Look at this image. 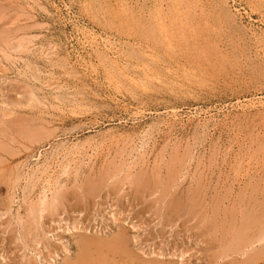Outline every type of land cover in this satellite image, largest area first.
<instances>
[{
	"label": "rangeland",
	"instance_id": "374dc122",
	"mask_svg": "<svg viewBox=\"0 0 264 264\" xmlns=\"http://www.w3.org/2000/svg\"><path fill=\"white\" fill-rule=\"evenodd\" d=\"M263 38L264 0H0V264H264Z\"/></svg>",
	"mask_w": 264,
	"mask_h": 264
},
{
	"label": "bare ground",
	"instance_id": "6f19581e",
	"mask_svg": "<svg viewBox=\"0 0 264 264\" xmlns=\"http://www.w3.org/2000/svg\"><path fill=\"white\" fill-rule=\"evenodd\" d=\"M163 2H164V1H163ZM108 4H109V3H108ZM160 7H161V6H160ZM162 7H163V6H162ZM120 8H121V7H120ZM261 38H262V37H261ZM263 39H264V38H263ZM94 41H96V40H94ZM258 41L260 42V40H258ZM261 42H262V41H261ZM24 43H25V42H24ZM263 45H264V44H263ZM107 46H108V45H107ZM109 46H110V45H109ZM115 50H116V49H115ZM110 51H111V50H110ZM104 53H105V52H104ZM206 125H207V124H206ZM204 126H205V125H204ZM204 129H205V128H204ZM76 147H77V146H76ZM78 147H79V146H78ZM84 147H85V146H84ZM77 150H78V149H77ZM79 151H80V150H79ZM69 154H70V152H69ZM75 155H76V154H75ZM69 156H71V155H69ZM63 157H64V156H63ZM67 157H68V156H67ZM82 157H83V156H82ZM64 158H66V157H64ZM59 160H60V159H59ZM69 162H70V161H69ZM43 164H44V163H43ZM64 164H65V163H64ZM41 166H42V165H41ZM39 167H40V166H39ZM43 167H44V166H43ZM45 167H46V166H45ZM63 167H64V166H63ZM33 169H34V168H33ZM45 170H46V169H44V171H45ZM33 171H37V170H33ZM31 173L35 174V173L32 172V171H31ZM31 175H32V174H31ZM36 175H37V174H36ZM37 177H38V176H37ZM33 178H34V177H33ZM33 178H32V179H33ZM39 178H40V177H39ZM29 179H30V178H29ZM30 181H31V180H30ZM32 181H33V180H32ZM48 182H50V180H49ZM50 184H51V183H50ZM43 192H44V191H43ZM48 192H49V191H48ZM43 194H44V193H43ZM43 194H42V195H43ZM46 194H47V193H46ZM46 197H47V195H46ZM43 198H45V197H43ZM43 198H42V199H43ZM42 199H41V200H42ZM44 200H45V199H44ZM44 200H43V201H44ZM43 201H42V202H43ZM45 205H46V204H45ZM53 205H54V204H53ZM45 208H46V206H45ZM45 208H44V209H45ZM40 209H41V208H40ZM42 209H43V207H42ZM33 210H34V209H33ZM115 216H116V215H115ZM112 217H114V216H112ZM114 218H115V217H114ZM115 220H117V219L115 218ZM74 225H75V224H74ZM72 228H74V227H72ZM241 236H242V235H241ZM242 237H243V236H242ZM118 246L120 247V246H122V245H118ZM120 250H121V249H120ZM154 253H155V252H154ZM158 255H159V254H158ZM148 263H149V262H148Z\"/></svg>",
	"mask_w": 264,
	"mask_h": 264
}]
</instances>
